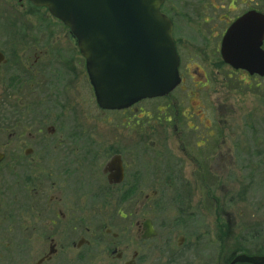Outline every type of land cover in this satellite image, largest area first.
Returning <instances> with one entry per match:
<instances>
[{"label": "flooded vegetation", "instance_id": "af4514ba", "mask_svg": "<svg viewBox=\"0 0 264 264\" xmlns=\"http://www.w3.org/2000/svg\"><path fill=\"white\" fill-rule=\"evenodd\" d=\"M167 3L165 0L161 11L173 23L181 83L167 95L143 99L127 108L109 110L98 105L102 112L126 116L122 125L131 130L140 128L146 119L163 137L157 142L148 132L107 135L89 128L85 131L89 117L77 110L73 90L81 81H87L88 90L92 84L86 58L71 29L31 0H0V242L7 241L4 247L11 253H41L37 262L27 258L26 264H44L58 256L61 264L101 259L110 264H140L138 250L126 255L129 244L122 246V236L130 226L136 227L138 241L158 237L154 220L140 214L159 191L151 190L136 205L133 201L138 189L159 183L166 188L179 183L187 189L189 182L177 181L172 168L181 167L183 172L188 157L199 170L212 172L211 163L219 156L223 165L231 167L232 149L227 147L223 152L225 140L214 127V119L205 125V134L196 132V121H203L200 114H207L203 106L194 112L191 97L204 101L200 91L206 84H196L197 90L184 86L181 30L166 10ZM43 11L52 20L45 21ZM233 21L222 35L220 55L223 37ZM189 64H185L187 73ZM233 70L255 80L264 78L243 69ZM166 132L179 143L183 157L176 159ZM257 140L264 155V133L261 138H249ZM242 141L243 146L235 144V151L243 147L246 155L256 152V143L250 149L246 140ZM124 204L129 205L127 210ZM126 219L129 223L123 228ZM148 221L153 237H146ZM184 242L182 235L178 247ZM168 243L160 249L162 258L170 259Z\"/></svg>", "mask_w": 264, "mask_h": 264}, {"label": "rangeland", "instance_id": "374dc122", "mask_svg": "<svg viewBox=\"0 0 264 264\" xmlns=\"http://www.w3.org/2000/svg\"><path fill=\"white\" fill-rule=\"evenodd\" d=\"M249 9L264 13V0H168L166 4V10L181 30L179 41L184 86L195 90L196 84L201 82L200 87L206 84L200 91L204 101L191 97L194 112L203 106L208 116H203V112L200 114L203 121H196L199 126L196 132L205 134L208 131L205 125L209 126V121L214 119V127H218L225 140L223 152L227 151V147L232 149L231 167L223 165L219 156L211 163L212 172L199 170L188 157L183 162V172L181 167L172 168L177 181L189 182L187 189L179 187V183L166 188L159 182H156L158 186L150 184L138 189L133 201L136 205L151 190L159 191L158 197L140 214V217L147 216L154 220L158 237L146 242L138 241L136 227L130 226L122 236V246L129 244L126 255L130 256L133 250H138L140 264H227L226 258L233 253L235 256L242 253L264 255V155L258 149L260 140L249 141V138H261L264 133V78L255 80L244 72L233 70L223 62L219 52L228 24ZM43 13L45 21L52 20L47 11ZM185 64H189L193 79L187 73ZM86 85L87 81H81L76 83L73 90L77 110L82 112V116L89 117L85 131L89 128L93 133L107 135L148 132L151 139L157 142L163 138L158 129L153 130L151 124H147L146 119H143L140 128L131 130L122 125V119L126 120V116L120 112L100 111L93 87L88 90ZM81 118V122H84ZM166 134L176 159L183 157L174 136L169 132ZM251 134L254 137H250ZM242 140H246L250 149H254L255 146H250L256 143L258 150L251 155L243 153V147L242 151H235V144L240 142L243 146ZM108 146H111V142H108ZM182 190L185 191L184 195ZM128 206L124 204L126 210ZM128 223V219L124 220L122 227L126 228ZM44 228L47 230L46 226ZM182 235L185 242L178 247L177 242ZM165 241L169 242L167 249L170 259L160 257L163 256L160 249ZM6 242H0V264H26L27 258L35 263L41 257V253L36 251L11 253L4 247ZM44 264L61 262L58 256ZM85 264L110 262L107 259L93 263L87 260Z\"/></svg>", "mask_w": 264, "mask_h": 264}, {"label": "water", "instance_id": "95a60500", "mask_svg": "<svg viewBox=\"0 0 264 264\" xmlns=\"http://www.w3.org/2000/svg\"><path fill=\"white\" fill-rule=\"evenodd\" d=\"M46 7L76 37L86 58L98 105L119 110L167 95L180 83L173 23L161 11L165 0H31ZM264 13L251 9L227 29L223 60L264 76ZM153 237L151 222L145 224ZM264 264V255L238 254L229 264Z\"/></svg>", "mask_w": 264, "mask_h": 264}, {"label": "trees", "instance_id": "16d2710c", "mask_svg": "<svg viewBox=\"0 0 264 264\" xmlns=\"http://www.w3.org/2000/svg\"><path fill=\"white\" fill-rule=\"evenodd\" d=\"M235 254H230L227 258H226V263L229 264L231 262V260L234 258Z\"/></svg>", "mask_w": 264, "mask_h": 264}]
</instances>
